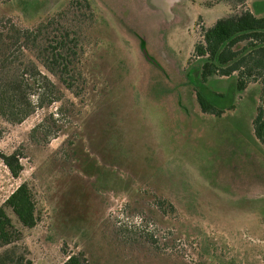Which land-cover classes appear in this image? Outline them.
<instances>
[{
  "label": "rangeland",
  "instance_id": "1",
  "mask_svg": "<svg viewBox=\"0 0 264 264\" xmlns=\"http://www.w3.org/2000/svg\"><path fill=\"white\" fill-rule=\"evenodd\" d=\"M68 7L9 0L0 20L30 29ZM90 7L74 88L43 70L58 99L21 122L0 116V156L16 152L22 165L14 178L0 158V206L22 181L37 200L32 227L5 212L19 253L27 264L69 255L81 264H264V147L252 129L260 83L238 92L233 77L203 81L192 53L201 27L244 9L264 15V0ZM197 91L222 114L203 113Z\"/></svg>",
  "mask_w": 264,
  "mask_h": 264
},
{
  "label": "trees",
  "instance_id": "2",
  "mask_svg": "<svg viewBox=\"0 0 264 264\" xmlns=\"http://www.w3.org/2000/svg\"><path fill=\"white\" fill-rule=\"evenodd\" d=\"M7 1L0 0V3ZM194 1L211 7L219 2L241 5L245 0ZM90 9V0H71V7L66 11L30 29L8 19L0 20L1 117L12 123L21 122L35 108L58 99V89L43 70L56 77L65 89L74 88L84 54ZM79 16L83 18L78 23ZM192 53L201 60L199 74L203 81L215 75L233 77L238 92L251 82L260 83L252 129L264 147V15L244 9L228 13L209 27H201ZM196 100L203 113L220 116L223 112L198 91ZM40 133L39 123L30 130V138L33 140ZM0 158L10 175L18 177L22 170L18 153L2 154ZM0 208V264L29 263L13 244L12 225L5 212L9 210L23 226L32 227L37 222V200L30 183L20 182ZM160 209L164 208L160 206ZM63 264H81V260L77 255H69Z\"/></svg>",
  "mask_w": 264,
  "mask_h": 264
}]
</instances>
